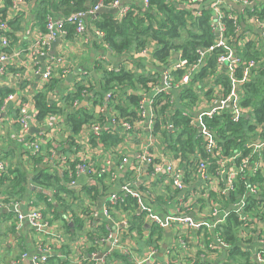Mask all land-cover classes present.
I'll return each mask as SVG.
<instances>
[{
	"label": "crops",
	"instance_id": "crops-1",
	"mask_svg": "<svg viewBox=\"0 0 264 264\" xmlns=\"http://www.w3.org/2000/svg\"><path fill=\"white\" fill-rule=\"evenodd\" d=\"M121 1L123 4L134 3L139 7L147 8L144 0ZM220 1L224 8L229 11L239 12L242 9L241 4L235 3L232 0ZM37 11V0H25V4L22 5V8L18 12L11 13L10 26L12 32L10 46L4 49L10 50L8 52L15 50L19 55L11 58V63H8L7 66V73L3 74L0 72V86L9 87L14 91L12 93L14 95L13 99L7 103L4 102L3 106L0 105V157L3 158V152L11 149L14 152L16 151L15 155H4L8 156V160H4L8 167L10 164L18 162L19 159L30 172L36 166L30 158L29 150L16 138L20 131L19 124L17 123V102L20 100L30 101L35 106L33 96L39 89V84L42 81V76L37 70L46 62L49 56H56L61 53L65 55L69 69L63 77L56 79L58 83L55 90L49 92L50 102H57L59 106H63L64 102L61 99V93L73 90L77 81L84 75L89 76L92 91L84 99L87 101L86 104H82L81 102L79 108H87L88 112L94 116L96 115L97 118L100 116L101 120L105 119V123L111 129L116 127L118 132L125 135L124 139L117 145L105 147L103 143L100 145L95 143L92 138L91 129L88 128L87 123L83 125V128L77 135H74L66 123L65 113L61 112L58 114L63 122L56 140L58 143L55 157L64 155L70 159L86 158L97 164L103 163L104 159L108 157L113 161L111 172L114 173V181L111 180V183H108L107 177L102 183H99L97 180L94 185H99V195L95 194V192L89 194L83 189L85 188L83 186L92 185L93 180L88 175L81 174L77 179V186H71V188L76 190L77 196H68L67 193H62L70 204L63 216L56 217L54 211H49L43 206L46 218L48 215L51 231L54 229L61 233V240L54 238L52 232H48L50 229L45 231V233L33 232L24 221L22 227L16 229L14 223L16 213L13 207L0 208V264H32L29 259H23V254L25 252H37L39 247L51 249L49 264H65V261H68L69 264H81L80 257L84 261L83 264H99L97 254H109L107 260L111 264H130L136 263L139 259L146 256V253L153 251V240L157 241L159 247L150 257L143 260L144 264H184L186 261L189 264H226L227 261H230L229 249L231 247L219 243L217 229L211 228L210 225L203 224L200 228L187 227L179 229V222L175 221L176 223L170 222L168 225L162 227L159 233L153 234L150 222H142V231L131 227L130 233L127 236H122L116 231L112 220L107 219L104 213L105 202L109 193V191L102 193L104 192L105 183L112 185L111 190L120 191L122 185L127 182H133L131 184L132 188L140 193L145 201L149 200L152 202L154 211L161 218L166 219L170 216L178 215L177 208L179 207V201L166 173L168 161H172V159H174L173 161L181 175L189 185L185 199L190 198V206L182 210L183 213L188 215L189 219L198 223H204L206 220L209 221V215L211 216L212 210L216 206L219 207L217 202L220 201L223 208H228L234 198L232 197L233 200H230L229 196L231 194H228L225 195L226 198L223 200L222 198H216V191H207L205 193L197 191L199 190V184L194 179L196 171L195 164L192 161L201 156L198 148L192 153L186 152L184 154L172 151L168 146L171 140V132L173 131L172 122L167 120L165 124L161 123L160 127L156 128L157 121L153 124L149 122L153 114L149 106L147 107L146 121L143 124H135L130 130L124 131L122 127L112 120L115 116V110L113 111L112 108H109L107 102L100 101L102 99L97 96V92L101 91L99 83L102 77L101 71L97 68V62L101 57L102 59L106 58L109 63L116 65L119 63L121 57L112 53L101 42L97 33L98 28L94 22L98 16L86 15L87 19L83 18L87 25L85 36L79 37L74 34L72 37H69L67 35L57 42L56 40L53 41L51 48L45 56L31 57L29 49L34 44L37 34L42 31ZM114 14L116 15V13ZM53 15L58 17L60 14L54 13ZM247 29H250L248 24ZM184 34L186 33H183L182 38L185 37ZM242 38L243 36L238 33L235 39L242 41ZM243 45L244 43L241 42L242 47ZM154 46L151 43L145 52L133 53L134 58L137 59V62L130 61L133 73L138 76H148L151 79H156L161 75L163 67L162 65L160 66L159 60L153 56ZM1 47L0 45V52L3 50ZM176 58L177 56L173 54L169 63H173ZM17 74H20L21 78ZM141 86L144 85L136 81V89H133L134 93ZM174 90L175 93L172 92L169 99L171 108L182 107L180 91ZM204 102V100L196 102L184 110H190L192 116H197L203 108L209 107ZM199 104L202 105L200 106ZM158 117L159 113L156 118ZM98 121H100L99 118L95 122ZM36 128L40 130L39 127ZM164 130L167 132V138L162 133ZM196 131L199 137L202 136L200 128L197 127ZM174 133L176 134L175 130ZM32 134L39 137V132L34 131ZM146 153H149L153 157H158L160 161L163 159L160 172L155 170L152 163L142 162L141 156ZM125 157L127 158L125 165L119 167V164L123 162ZM131 169L134 174V181L127 179V172ZM251 172L253 173V171ZM261 189H264V181L260 182ZM46 191H50L51 195L47 194L54 199V191L51 189H47ZM3 193L2 189L0 191V200L7 201L8 195ZM34 194V186L31 185V188L28 189L24 196L19 197L20 210L26 211L31 207V204L37 203ZM92 200H94L92 203L96 215L87 218L85 217L84 210L87 207L86 203ZM54 202L58 206L57 201L54 200ZM131 207L134 209V206ZM250 214L252 215L253 213ZM76 217H80L83 222L79 228H77ZM123 217L124 215L116 216L117 219ZM63 219H69V224L74 225L71 233H66ZM106 222L112 224L111 228L114 238L111 241H103L97 249V228L104 226ZM92 226L95 229L89 231ZM88 234H93L95 238H89ZM219 237L228 242L221 232L219 233ZM113 243L118 245H114ZM238 243L242 249L249 252V262L258 264L255 254L260 252L264 246L257 239L253 238L248 241L238 239ZM97 250H99L98 253ZM115 252L125 254L128 259L125 260L115 256ZM94 253L96 256H94ZM55 256L60 257L61 260L54 258ZM237 257L239 264H242L244 259L241 256Z\"/></svg>",
	"mask_w": 264,
	"mask_h": 264
},
{
	"label": "built area",
	"instance_id": "built-area-1",
	"mask_svg": "<svg viewBox=\"0 0 264 264\" xmlns=\"http://www.w3.org/2000/svg\"><path fill=\"white\" fill-rule=\"evenodd\" d=\"M182 6L189 9L193 17H199L202 13L203 7L208 6L213 10V17L211 20L213 31L216 33L215 41L206 48H198V58L194 61H190L188 58L183 57L182 51L174 53L177 56L173 63H169L171 57L166 61H158L160 66L162 65V73L158 77L157 82L148 81L147 88L141 86V88L136 92L140 96V106L138 110V118L135 124H143L147 119V107L149 106L152 115L149 119L150 123L156 122V117L158 111L156 109L155 97L160 93H167L172 95V90L176 89L181 91L183 87L190 85L193 82L194 90L199 95V101H205L209 107H205L197 116H192L190 110H184L183 114L190 118V123L196 128H200L201 135L205 142L206 157L200 160H193L195 164V177L194 179L199 184V193L201 192H211L216 191V198L225 199L228 194L230 200H233L230 207L223 208L221 202H217L219 207L216 206L209 215V221L206 220L204 223L195 222L189 219L186 213L182 210L190 206V198L185 199L187 196V188H189L188 183L184 180L179 169L177 168L175 162L168 161L166 167V173L168 179L173 185V189L176 192V198L179 201V207L177 208L178 215L170 216L166 219L161 218L153 209V204L149 200H144L140 193L132 188L133 182H127L122 185L121 190H109L107 195V200L105 202L104 213L107 219L112 220V224L116 231L122 235L127 236L130 233L132 226L131 216L140 215L142 217V222H155L159 226L164 227L170 222L178 221L179 229L190 228H200L203 224L210 225L211 228L217 229L218 241L227 247H232V243L225 241L219 237V233L224 231L225 227L230 224V214L235 211L239 214L240 219L247 221L245 227L239 226L236 230V236L238 239L245 240L249 237L257 239L261 245L264 246V219L255 215L248 214L247 212V194H257L260 190V182L264 181V121L261 122L258 119L257 113L250 104H243V101L247 99L245 84L253 81L254 76L261 75V69H264V55L257 61L254 59H243L237 54V49L233 44L237 41L235 37L231 34H226V24L224 18L226 13L229 11L224 8L220 0H178ZM235 3L242 5V9L239 12L229 11V17L233 19L236 24V31L240 33L243 38L242 41H238L246 44V42L254 41L259 47L263 45L261 39L264 41V18H261L258 12H261L264 8V0H232ZM146 7H149L150 0H144ZM25 4V0H14V3L8 7V12L5 17L0 14V45L3 49L0 52V72L7 73L8 63H11V58L18 56L15 50L12 52L5 51L4 48L10 46L11 37V26L10 20L12 18L11 13L18 12L22 5ZM129 4H123L121 0H113L111 3H104L103 0L99 1L98 4L89 8L86 12H75L68 16L59 15L55 17L54 15L47 16L45 22V29L40 31L35 38L34 44L30 47V56H45L46 53L51 48L52 42L57 38L63 39L67 36L66 24H73L75 26V35L79 37L85 36L87 25L84 21L85 15H95L97 11L101 8H117L116 13L117 18H122L130 10L134 11V7ZM4 7V1L0 0V10ZM198 7V8H196ZM192 9V10H191ZM243 18V20H241ZM245 22V24H244ZM247 24L250 29H247ZM244 25V26H243ZM100 39L104 36V32L97 30ZM244 40V41H243ZM102 42V41H101ZM153 45L156 43L152 41ZM150 43V44H151ZM149 44V45H150ZM149 45L147 47H149ZM147 47L141 52H145ZM216 48H220L222 51L218 54L216 65L209 69L210 77L207 76L205 81L196 80L194 77L198 74L203 67L208 64L207 55L212 53ZM137 52V53H141ZM129 68H131L130 63H127ZM108 69H112L114 65L112 63H106ZM69 66L67 65L66 58L64 54H57L56 56H49L46 62L37 70L42 76V81L39 84V89H43L51 79H59L68 71ZM262 69V70H263ZM180 72V77L176 75ZM264 72V71H263ZM225 73L228 79V84H224L222 80L219 81V76ZM21 78L20 74H17ZM257 77V76H256ZM75 87V86H74ZM113 89L106 94V100L108 101L113 93ZM209 94L207 95V93ZM14 95L10 94L5 103L12 100ZM164 102V101H163ZM79 101L73 102V106L77 105ZM162 102H160V105ZM4 105V104H3ZM2 105V106H3ZM200 106L202 104H199ZM18 117L17 123L19 124L20 131L18 132L17 140L22 142L26 148L29 150L31 155L40 153L43 149L49 150L51 155L47 158L53 163L55 162L56 167L60 173L67 172L70 177L69 185L77 186L78 177L81 174H86L92 178V183H96L94 176L101 175L102 173L111 172V165L113 161L106 157L103 163L97 164L86 158L80 159H70L68 156H56L57 145L54 146L53 143H58L56 140L58 138V132L62 124V120L59 115L48 114L41 120L37 118V109L33 102L20 100L17 102ZM229 112L234 119V121L240 122L245 120L249 122V126H253L252 129L247 133V138L244 141V147L249 149L248 153H244L243 150L231 148L228 152L220 146L218 132L215 128L210 129L206 125V118H212L216 115H221L225 112ZM115 115V114H114ZM115 123L122 127L124 131L133 128L127 119L114 116L112 118ZM88 128L91 129L93 135V140L99 145L102 144L100 138L105 132L110 131L111 133H117L116 127L111 129L105 123V119L98 121L95 124H87ZM172 126V125H170ZM32 127H39V137L34 136L30 132ZM119 128V127H118ZM142 162L152 163L155 170L160 172L163 159L160 161L158 157H153L149 153L141 156ZM78 160L75 169H71L69 161ZM127 158L123 159V162L119 164V167H123ZM213 167V168H211ZM5 164L0 160V170H4ZM132 170V169H131ZM250 170V173H249ZM75 171L76 178H73L72 174ZM253 171V173L251 172ZM114 174V173H113ZM134 177V174H131ZM247 180V192L245 194H239V187L242 185L241 180ZM251 179L256 182L252 183ZM250 180V183H249ZM134 181V180H133ZM111 183V182H108ZM114 186V184H113ZM131 196L136 201H128L127 203L130 208H126L123 203L125 198ZM152 197V195H151ZM233 197V198H232ZM33 199H35L33 197ZM37 202V201H36ZM94 200L87 204L85 212V217L91 218L96 215V211L93 209ZM20 199L17 198H7V201L0 200V208L12 206L16 216L14 217V223L16 229H19L23 225L25 218L29 221V226L35 233H45L51 227H49L48 215L44 213V205L37 202L31 204V207L26 210L19 209ZM134 206V209L133 207ZM257 207L261 213H264V200L257 201ZM246 208V210H245ZM248 214V215H246ZM124 215L123 218L117 219L116 216ZM146 219V221H145ZM208 219V218H207ZM112 224L104 223V226L97 228L98 231L103 228L105 231L101 236H98L97 249L100 247L103 241H111L114 238V233L111 228ZM95 229L94 226L90 228L89 231ZM52 236L58 240H61V233L56 230L50 229ZM154 249L153 251L146 253V256L139 259L134 264H144L143 260L150 257L155 250L159 247L156 240H153ZM114 245H118L113 243ZM51 249L47 247H39V250L34 253L25 252L23 254V259H29L32 264H49L51 257ZM99 250H97V253ZM94 256L96 254L94 253ZM109 254H97V261L99 264H111L107 260ZM258 264H264V248L260 252L255 254ZM142 261V262H141ZM80 263L83 264L84 261L80 257ZM189 264L188 261H186ZM184 263V264H186Z\"/></svg>",
	"mask_w": 264,
	"mask_h": 264
},
{
	"label": "trees",
	"instance_id": "trees-1",
	"mask_svg": "<svg viewBox=\"0 0 264 264\" xmlns=\"http://www.w3.org/2000/svg\"><path fill=\"white\" fill-rule=\"evenodd\" d=\"M4 7L0 10V14L5 17L7 15L8 7H10L14 0H3ZM101 0H37L38 11L37 15L41 21L42 30L45 29V22L47 16L54 13L68 16L72 13L81 11L86 12L90 7L96 5ZM113 0H103L104 3H111ZM134 7V11L130 10L122 18H117L114 13L103 12L95 20L97 30L104 32V36L100 39L105 46L114 54L121 57L118 64L114 65L112 69H108L105 63L109 61L101 57L97 62V68L101 71L102 77L100 80L101 91L97 92V96L102 99L100 101H106L109 108H112L115 116H119L127 119L132 125L138 118V110L140 106V96L134 93L133 89H136L135 82L138 81L148 87V81L157 82L159 78L151 79L148 76H138L133 73V70L129 68L127 63L130 61L137 62L133 53L141 52L152 41L156 44L154 46L153 56L160 61L168 60L175 52L182 51V55L188 58L190 61H194L198 58L197 49L206 48L211 45L216 38V33L213 31L211 20L213 17V10L208 6H204L202 13L199 17H193L191 11L184 6L178 0H150L149 7H139L137 4H131ZM90 6V7H89ZM229 12V11H228ZM228 12L224 18L226 24V34H231L235 38L238 35L236 31V24L229 17ZM230 13V12H229ZM261 18H264V8L261 12H258ZM67 35L72 37L75 34V26L73 24H66ZM183 33L185 37H183ZM183 42H180L182 41ZM263 45L259 47L254 41L246 42V44H238V41H234L233 44L237 49V54L243 59L258 60L264 55V41L261 39ZM5 51H10L4 49ZM220 48H216L212 53L207 55L208 64L195 75L194 81H205L207 76L210 77L209 69L216 65L217 56L221 53ZM263 69V68H262ZM261 69V75H255L254 80L245 84V91L247 99L243 101V104H250L257 113L259 121H264V69ZM176 75L180 77V72ZM257 76V77H256ZM222 80L224 84H228V79L225 73L219 76V81ZM56 79H51L49 83L45 85L43 89H38L33 96V101L37 109V118L42 119L48 114L58 115L61 112L65 113L66 123L70 127L74 135H77L83 128L84 124H95L101 117L91 114L87 108H79L80 103L89 96L92 91V85L89 76H83L79 81L75 83L73 90L61 93L63 106H59L57 102L51 103L49 100V92H53L57 86ZM114 90L109 100H106V94ZM14 91L9 87L0 86V105H2L7 97ZM207 95L209 92H205ZM170 94L160 93L155 97L156 109L159 113V117L156 118V128L160 127L161 123L165 124L167 120H170L173 125V131L171 132V140L168 143L169 148L172 151L179 154L192 153L198 148L201 156L195 160H200L206 157L205 142L202 136L199 137L196 127L190 123V118L183 114L185 108H189L199 100V95L195 92L193 82L186 87H183L180 91V99L182 101V107L171 108ZM79 101V103L73 106V102ZM164 101V102H163ZM101 102V103H102ZM160 102L162 104L160 105ZM161 116V118H160ZM206 125L212 129L215 128L220 138L219 145L228 152L231 148L243 150L246 154L250 150L244 147V141L247 138V133L253 126H249V122L241 120L240 122L234 121L231 114L227 111L221 115H216L212 118H206ZM104 120V119H102ZM176 131V134L174 133ZM167 138V132H162ZM123 133H111L105 132L101 135V142L105 147L117 145L124 139ZM96 143V142H95ZM54 146L57 143H53ZM2 152V151H1ZM13 150L3 152V158L0 160L5 164V169L0 170V186L3 189V194L8 195V199L24 196V194L34 186L36 201L43 204L47 210L54 211L56 217H61L69 208L70 204L68 199L65 198L62 193H67L68 196H77L76 190L69 185L70 177L67 172L60 173L56 167L55 162L47 159L51 153L49 150L43 149L40 153L31 155L30 158L36 164L32 172L24 166V163L19 159L18 162L6 165L4 160H8V156L15 155ZM78 160L69 161L71 169H75ZM213 168V167H211ZM133 171L127 172V179L133 180L131 176ZM73 178H76L75 171L72 174ZM107 177L108 181H114V174L112 172L102 173L96 175L94 178L99 183L105 181ZM251 182H256L251 179ZM247 180H241V186L239 187L240 194H245L247 191ZM250 183V180H249ZM87 193L92 194L95 192L99 195V185L88 184L83 186ZM51 189L54 191V199L51 198L45 191ZM112 189L111 184H104V192ZM247 194V212L253 213L262 219H264V213H261L257 207V201L264 200V189L257 194ZM125 198L126 203L123 205L126 208H130L128 201H136L131 196ZM54 200L57 201L58 206ZM246 210V208H245ZM75 216V215H74ZM64 220V228L66 233L72 232L74 225L69 224V219ZM77 222V228L82 225L80 217L75 218ZM132 226L138 231H142V217L140 215L131 216ZM247 221L240 219V216L235 211L230 214V224L225 227L222 232L226 240L232 243V247L229 249L230 261L226 264H239L238 257L241 256L244 261L242 264H252L249 262V252L241 248L238 243V237L236 236L237 227H245ZM152 233H159L161 226L155 222H151ZM104 229L97 230V237L104 233ZM73 234V233H72ZM68 235V234H67ZM89 238H95L93 234H88ZM251 237L245 239L250 240ZM115 256L127 260V256L120 252H115ZM58 260L60 257L55 256ZM69 264L68 261L64 262ZM134 264V263H130ZM203 264V263H199Z\"/></svg>",
	"mask_w": 264,
	"mask_h": 264
},
{
	"label": "water",
	"instance_id": "water-1",
	"mask_svg": "<svg viewBox=\"0 0 264 264\" xmlns=\"http://www.w3.org/2000/svg\"><path fill=\"white\" fill-rule=\"evenodd\" d=\"M117 11H118L117 8H111V9H110V8H105V7H104V8L99 9V10L97 11V13L94 15V17H97V16L101 15L103 12L117 13ZM84 18L87 19V16L85 15ZM59 40H60V39L57 38V39H56V42L59 41ZM172 92L175 93V90H172ZM86 102H87V101L84 100V101H82V104H86ZM34 131L38 132L39 129H37V128H35V127H32L31 130H30V132L33 133ZM45 192H46V193H49V194L51 195V192H50V191H45ZM24 222H25L26 224L29 225V221H28L27 218L24 219ZM255 259H256V257H255ZM256 261H257V260H256Z\"/></svg>",
	"mask_w": 264,
	"mask_h": 264
},
{
	"label": "rangeland",
	"instance_id": "rangeland-1",
	"mask_svg": "<svg viewBox=\"0 0 264 264\" xmlns=\"http://www.w3.org/2000/svg\"><path fill=\"white\" fill-rule=\"evenodd\" d=\"M184 39V38H183ZM183 39H182V41H180V42H183Z\"/></svg>",
	"mask_w": 264,
	"mask_h": 264
}]
</instances>
